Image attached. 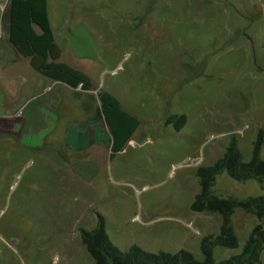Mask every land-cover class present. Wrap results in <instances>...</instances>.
Wrapping results in <instances>:
<instances>
[{"label":"rangeland","instance_id":"rangeland-1","mask_svg":"<svg viewBox=\"0 0 264 264\" xmlns=\"http://www.w3.org/2000/svg\"><path fill=\"white\" fill-rule=\"evenodd\" d=\"M4 5L0 264H93L79 231L97 215L121 251L186 250L201 261L200 240L219 233L221 218L191 210L197 168L232 140L248 161L264 138V0H47L60 60L93 83L88 93L57 87L51 107V80L7 42ZM99 90L139 120L114 154L95 115ZM180 115L176 130L168 120ZM212 192L243 200L264 195V182L221 174ZM259 222L236 210L238 246L216 247L214 260L240 253Z\"/></svg>","mask_w":264,"mask_h":264},{"label":"trees","instance_id":"trees-1","mask_svg":"<svg viewBox=\"0 0 264 264\" xmlns=\"http://www.w3.org/2000/svg\"><path fill=\"white\" fill-rule=\"evenodd\" d=\"M5 13L8 44L20 56L28 59L35 72L72 90L88 93L93 89V83L85 73L60 60L61 51L49 22L47 0H8ZM96 100L98 105L95 115L102 119L108 131L111 153H117L131 139L139 126V120L125 111L119 100L108 91L99 90ZM173 119L176 130L185 122L184 115L169 118L168 121ZM263 142V133L259 131L253 142L251 158L244 161L232 140L223 156L214 164L197 168L199 192L191 204V210L215 212L221 218L219 233L206 235L200 240L201 261L186 250L152 253L132 245L128 250L121 251L110 240L103 218L97 215L93 229L79 231L80 241L93 264H258L264 249V195L243 200L223 198L215 195L212 187L216 177L221 174H226L237 182L263 183ZM236 210L251 214L260 222L252 228L240 253L217 262L213 258L216 247L234 249L238 246L232 226V216Z\"/></svg>","mask_w":264,"mask_h":264},{"label":"crops","instance_id":"crops-1","mask_svg":"<svg viewBox=\"0 0 264 264\" xmlns=\"http://www.w3.org/2000/svg\"><path fill=\"white\" fill-rule=\"evenodd\" d=\"M7 2H8V0H5V5L4 6H6V4H7ZM21 57V56H20ZM21 58H23V57H21ZM28 60V59H27ZM16 64V63H15ZM54 85V87L52 88V89H50V91H48L49 89H45V90H47L48 91V93H47V102H48V104H49V106L51 107V106H53V101L52 100H50V98H52V99H54L55 97H54V90L58 87L59 89H60V86H65V85H63V84H59V83H57V82H54V81H52L51 80V86H53ZM65 87H67V86H65ZM48 88H49V86H48ZM67 88H69V87H67ZM70 89V88H69ZM54 97V98H53ZM107 140H108V143H109V141H110V138H107Z\"/></svg>","mask_w":264,"mask_h":264}]
</instances>
